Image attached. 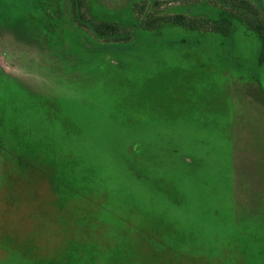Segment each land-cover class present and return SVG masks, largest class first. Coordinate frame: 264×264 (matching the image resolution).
<instances>
[{
  "label": "rangeland",
  "instance_id": "rangeland-1",
  "mask_svg": "<svg viewBox=\"0 0 264 264\" xmlns=\"http://www.w3.org/2000/svg\"><path fill=\"white\" fill-rule=\"evenodd\" d=\"M142 1L86 0L110 45L77 0H0V264H264V38L227 0L169 8L227 35L145 30Z\"/></svg>",
  "mask_w": 264,
  "mask_h": 264
},
{
  "label": "trees",
  "instance_id": "trees-1",
  "mask_svg": "<svg viewBox=\"0 0 264 264\" xmlns=\"http://www.w3.org/2000/svg\"><path fill=\"white\" fill-rule=\"evenodd\" d=\"M227 2L233 6L231 17L239 20L243 18L248 29L264 38V8H259L248 0H227ZM77 3L80 10L85 11V13L81 12V26L87 31H91L96 38L102 39L105 44L124 43L132 39L131 33L129 34L128 29H123L121 23L107 21L92 15L86 8V0H77ZM171 3V0H152L151 2L144 0L138 4L135 11L139 22H141V28L152 30L164 25H173L190 30L229 34V23L226 18L222 21H212L205 17H195L192 15V10L186 7L182 14H170L169 8L173 6ZM263 60L264 57L261 62Z\"/></svg>",
  "mask_w": 264,
  "mask_h": 264
}]
</instances>
